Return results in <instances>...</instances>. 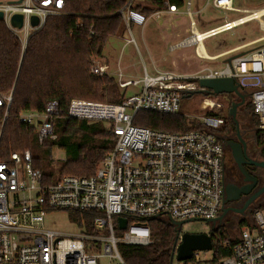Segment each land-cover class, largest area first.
Segmentation results:
<instances>
[{"label":"built area","instance_id":"built-area-1","mask_svg":"<svg viewBox=\"0 0 264 264\" xmlns=\"http://www.w3.org/2000/svg\"><path fill=\"white\" fill-rule=\"evenodd\" d=\"M65 1L0 0L1 21L18 39L21 52L30 36L49 17L63 12ZM131 2L118 11L130 34L133 25L144 26L148 19L133 9ZM187 3L189 6L190 1ZM163 4L165 9L150 16L160 18L166 12L177 11L175 5L167 1ZM212 5L240 11L232 7V0H212ZM187 14L191 34L196 38L194 53L203 60H216L219 56L206 54L203 39L241 24V17L236 23L227 21L202 32L204 37L199 39L194 34L196 23L189 8ZM15 15L21 16L20 27L12 25ZM89 72L114 77L121 89L139 87L118 104L70 100L68 115L87 121H107L116 137L115 146L98 163L93 175H62L51 182L33 166L28 150L13 152L0 160V264H100L103 258L107 264H129L121 248L146 249L152 245L149 227L143 220L216 218L224 197V147L217 137L224 119L204 113L199 118L206 128L204 132H166L132 123L139 110L179 112L182 98L198 89L200 78H233L239 90L249 93L252 115L264 144V46L233 55L229 62L224 61L222 68H204L190 77L173 71L149 75L144 69L138 78L126 74L119 59L112 67L103 58L95 57L90 59ZM206 96L209 98L202 99L200 109L210 112L220 107L213 99L217 95ZM4 99L8 105L11 94ZM58 112V104L52 100L44 110L22 111L18 118L35 129L41 144L46 139H56L53 124ZM59 210L95 211L98 216L92 220L94 231L79 229L76 233H64L48 228L46 214ZM118 217L127 219L120 235L115 231ZM128 217L135 221L129 223ZM222 244L229 252L216 261L213 256L206 259V251H202L203 255L196 251L187 260H177L174 251L171 264H264V206L253 212L252 223L240 228L237 239Z\"/></svg>","mask_w":264,"mask_h":264},{"label":"trees","instance_id":"trees-1","mask_svg":"<svg viewBox=\"0 0 264 264\" xmlns=\"http://www.w3.org/2000/svg\"><path fill=\"white\" fill-rule=\"evenodd\" d=\"M128 1L66 0L63 12L49 17L30 36L23 52L18 39L0 20V160L13 152L28 150L33 166L42 171L48 182L62 175L94 174L98 163L113 150L116 137L110 126L101 121L71 118L68 108L73 98L118 104L126 97V89L119 88L114 77L91 74L89 62L92 57L103 58L110 38L123 36L126 29L118 11ZM165 1L177 8L184 4V0H136L131 2V7L149 17L154 11L165 9ZM8 94L11 101L7 105L4 97ZM52 100L59 108L53 124L56 139H46L40 144L35 129L21 123L18 117L22 111H42ZM250 107L252 114L251 104ZM206 114L222 117L227 122L217 133L227 132L228 126H232L228 112ZM132 123L166 132L206 130L200 121L186 117L181 111L139 110ZM55 149L63 151V158L54 159ZM65 211L79 229L94 231L92 220L98 213ZM134 221L128 217L129 223ZM143 222L149 227L152 245L146 249L121 248L122 256L129 264H171L174 226L161 218ZM115 231L119 235L123 233L117 226ZM211 239L214 261L228 254V247L222 244L230 239L225 228L215 229Z\"/></svg>","mask_w":264,"mask_h":264},{"label":"rangeland","instance_id":"rangeland-1","mask_svg":"<svg viewBox=\"0 0 264 264\" xmlns=\"http://www.w3.org/2000/svg\"><path fill=\"white\" fill-rule=\"evenodd\" d=\"M188 1H190L189 6ZM134 2L136 0L132 1V3ZM232 7L240 11L216 8L212 5V0H184L183 6L178 8L176 13L164 14L162 18H150L144 26L133 25L131 27V34L126 30L122 37L110 38L103 51V58L108 61H104L114 67L116 61L119 59L121 65H128L129 72L138 78H141L144 69L147 70L149 75H154L156 71L168 69L182 72L183 74L194 75L204 68H222L224 67V61L233 55L249 51L258 46H264V37H262L264 36V15L260 17V20L250 19L234 26L231 30L205 38L202 42L204 51L208 55L219 56L216 60H203L194 55L192 41L188 42L192 34L187 9L189 8L191 12L197 31L202 33V31L221 26L220 24L225 23V21H234L240 17L252 14L255 10L264 9V0H232ZM166 35L170 37L171 41L173 38L185 37L182 46L190 47L171 51L168 48L169 45L164 44V41L161 40V36L167 37ZM131 38L134 42L131 41ZM254 39L258 40L254 42L252 41ZM128 40L130 41L128 42ZM225 50L228 51L225 52ZM173 59L177 60V62L175 63ZM138 88L132 86L127 88L125 91L126 96L131 95ZM205 97L209 98V96L202 94H194L190 97L182 98L180 111L186 117L199 121V118L209 110L200 109L202 99ZM213 99H216L220 103V107H215L212 112L222 114L229 113L232 103L236 102V99L229 93L219 94V96H215ZM250 104V96L246 94L244 104L238 106L235 110L236 119H239V124L245 129H250ZM103 123L108 125L107 121ZM251 135V132L247 131L246 138L249 143H252ZM61 158H63V151L55 149L54 159ZM263 206L264 204H262ZM252 214L253 211L243 215L244 218L237 225L236 223L231 224L233 222H227V224L221 223V227L225 228L229 235V240L237 239L240 228L252 223ZM45 224L48 228L64 233H76L79 231V228L70 221L68 212L64 210L46 214ZM213 226L215 228L218 225ZM180 232L209 233L210 228L206 222L191 221L183 224ZM200 255H203L202 251ZM211 256L212 251H206L205 258L210 259ZM100 264H107V260L105 258L101 259Z\"/></svg>","mask_w":264,"mask_h":264},{"label":"flooded vegetation","instance_id":"flooded-vegetation-1","mask_svg":"<svg viewBox=\"0 0 264 264\" xmlns=\"http://www.w3.org/2000/svg\"><path fill=\"white\" fill-rule=\"evenodd\" d=\"M240 93L244 95V99L246 94L249 95L246 91L240 90ZM231 96L236 99L234 103L241 102L240 97L234 94H231ZM243 104L244 100L241 105ZM252 116L251 114L249 121L250 129H245L241 126L235 114L234 119L231 117L232 126H228V131H219L217 133V137L224 147V197L225 188L228 187L231 191L229 196L234 198L233 201L222 203V208L227 209L221 221L224 224L233 222L231 224L236 223L237 225L244 218L243 215L251 213L252 211L254 212L264 204V144L260 139L255 118L253 117V119ZM226 126L227 122L223 121L219 130H222ZM247 131L252 134V143H249L246 138ZM232 151L236 153L232 154ZM208 225L210 228L212 225H219V222L215 221L214 223H208ZM215 228L217 229V226Z\"/></svg>","mask_w":264,"mask_h":264},{"label":"water","instance_id":"water-1","mask_svg":"<svg viewBox=\"0 0 264 264\" xmlns=\"http://www.w3.org/2000/svg\"><path fill=\"white\" fill-rule=\"evenodd\" d=\"M0 20H2L1 13H0ZM33 24H36V20L33 21ZM12 25L14 27H20L21 25L20 15H15L13 17ZM247 52L248 51L242 52L240 53V55H243ZM229 61H230V58L227 59V62ZM197 83H198V89L187 93L185 97H190L191 95H194V94L219 95L222 93L234 94L240 97L241 102L232 103L231 108L229 109V116L232 117L233 119L235 118V110L237 106L243 103L244 95L240 93L239 84L233 78H215V79L200 78L197 80ZM235 153H236L235 151H232V154H235ZM230 192L231 191L228 187L225 188V197L222 201L223 204L234 200V198L229 196ZM226 211L227 209L222 208L221 214L217 218H213V219H187L184 221H175V220L170 219V223L174 226V230H175V236L173 239V244H172V249H171L172 256H173L174 251H176L177 260H187L191 258L193 252L212 250L211 235L216 229V228H213V225L210 227V231H211L210 233H188V232L180 233L181 226L191 221H203V222H206L207 224L218 221L220 225ZM152 219H155V217H152ZM117 223H118L119 229L124 230L127 225V219L123 217H118Z\"/></svg>","mask_w":264,"mask_h":264},{"label":"crops","instance_id":"crops-1","mask_svg":"<svg viewBox=\"0 0 264 264\" xmlns=\"http://www.w3.org/2000/svg\"><path fill=\"white\" fill-rule=\"evenodd\" d=\"M177 11H178V8H177ZM176 11V12H177ZM176 12H173V13H165V14H167V15H169V14H174V13H176ZM163 17V16H162ZM162 17H160V18H162ZM150 18H153V16H150L148 19H147V21L150 19ZM226 22V21H225ZM220 25H222V24H220ZM217 27V26H216ZM214 28V27H213ZM197 29V28H196ZM207 31V30H206ZM197 32H199V31H197ZM203 32V31H202ZM205 32V31H204ZM201 33V32H200ZM167 36V35H166ZM182 37V36H181ZM181 37H179V38H173L172 39V41H171V39H170V37H165V36H161V40H163L164 42V44L166 43L167 45H169V49L172 51H174V50H176V49H182V48H188V47H190V46H182V43H183V39L185 38H181ZM262 37H264V36H262ZM262 37H259V38H262ZM258 38V39H259ZM258 39H254V40H252V41H256V40H258ZM175 41V42H174ZM192 41V46H194V43H195V39L193 38V36H190V40L188 41V42H191ZM203 41H204V39H203ZM202 41V42H203ZM239 46V45H238ZM237 46V47H238ZM237 47H234V48H237ZM240 47V46H239ZM193 49H194V47H193ZM203 49H204V47H203ZM233 49V48H232ZM228 50H225V52H227ZM207 54V53H206ZM220 54V53H219ZM194 55H195V53H194ZM208 55V54H207ZM196 56V55H195ZM209 57H213V56H211V55H208ZM197 57V56H196ZM198 58V57H197ZM104 59V58H103ZM104 60H107V59H104ZM179 60V59H178ZM108 61V60H107ZM118 61V60H117ZM116 61V62H117ZM173 61L176 63L177 62V60H175V59H173ZM121 64V63H120ZM110 65V64H109ZM127 66V67H126ZM126 66H123L124 67V69H125V72H126V74H128V75H131V76H133L132 75V73L131 72H129V70H128V68H129V66L128 65H126ZM163 71H173V72H175L174 70H163ZM157 72V71H156ZM175 73H177V74H180V75H182V76H184V77H190V76H192V74H188V73H186V74H183L182 72H175ZM136 76V75H135Z\"/></svg>","mask_w":264,"mask_h":264},{"label":"bare ground","instance_id":"bare-ground-1","mask_svg":"<svg viewBox=\"0 0 264 264\" xmlns=\"http://www.w3.org/2000/svg\"><path fill=\"white\" fill-rule=\"evenodd\" d=\"M264 15V9H260V10H255L252 14L250 15H247V16H243L240 21V23H244L245 21L247 20H250V19H257V20H260V17ZM237 20L233 21V23H236ZM199 39H201L202 37H204V35L200 32H195L194 33ZM194 39L196 41V38L194 36ZM200 50L202 51V48L200 47Z\"/></svg>","mask_w":264,"mask_h":264}]
</instances>
